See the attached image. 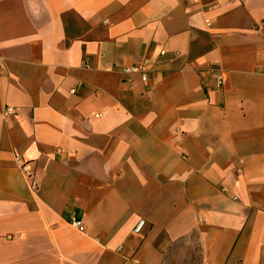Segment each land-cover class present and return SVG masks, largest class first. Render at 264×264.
Wrapping results in <instances>:
<instances>
[{
    "label": "crops",
    "instance_id": "0c3cea01",
    "mask_svg": "<svg viewBox=\"0 0 264 264\" xmlns=\"http://www.w3.org/2000/svg\"><path fill=\"white\" fill-rule=\"evenodd\" d=\"M0 61V264H264V0H0Z\"/></svg>",
    "mask_w": 264,
    "mask_h": 264
},
{
    "label": "built area",
    "instance_id": "2783aa9c",
    "mask_svg": "<svg viewBox=\"0 0 264 264\" xmlns=\"http://www.w3.org/2000/svg\"><path fill=\"white\" fill-rule=\"evenodd\" d=\"M165 50L161 51V54H165ZM5 67V64L3 61H0V70H2ZM149 63L146 60L140 61L138 63H135L130 66H125L122 68V71L127 74H139L141 79L143 81H147L149 78ZM211 74L214 77L216 86L220 87L223 85L224 82V73L222 69L218 67H210ZM17 113V108L14 106H6L4 115L5 116H13ZM99 116L100 114H96ZM16 163L19 166L22 173L25 175V177L32 180V186L36 187V181L34 179V168L32 166L31 161L26 160L24 157L20 155H16L15 157ZM71 225L78 228L79 230H84L85 226L83 224V221L76 216H73L70 220ZM145 226V220H140L137 222L135 226L136 232H141Z\"/></svg>",
    "mask_w": 264,
    "mask_h": 264
}]
</instances>
